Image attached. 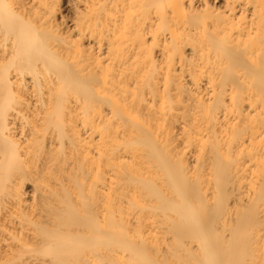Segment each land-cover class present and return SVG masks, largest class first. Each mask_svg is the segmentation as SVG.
Returning a JSON list of instances; mask_svg holds the SVG:
<instances>
[{
  "label": "bare ground",
  "instance_id": "bare-ground-1",
  "mask_svg": "<svg viewBox=\"0 0 264 264\" xmlns=\"http://www.w3.org/2000/svg\"><path fill=\"white\" fill-rule=\"evenodd\" d=\"M0 264H264V0H0Z\"/></svg>",
  "mask_w": 264,
  "mask_h": 264
},
{
  "label": "rangeland",
  "instance_id": "rangeland-1",
  "mask_svg": "<svg viewBox=\"0 0 264 264\" xmlns=\"http://www.w3.org/2000/svg\"><path fill=\"white\" fill-rule=\"evenodd\" d=\"M154 237H155V236H153L151 239H153ZM157 237H158V236H157ZM157 237H155V238H157ZM153 240H154V239H153ZM155 240H156V239H155ZM157 240H158V239H157ZM157 240H156V241H157ZM120 253H121V252H120ZM122 253H123V252H122ZM122 253H121V254H122ZM124 253L127 255L126 252H124ZM121 254H120V255H121ZM122 255H123V254H122ZM122 255H121V256H122ZM104 261H107V260H104Z\"/></svg>",
  "mask_w": 264,
  "mask_h": 264
}]
</instances>
